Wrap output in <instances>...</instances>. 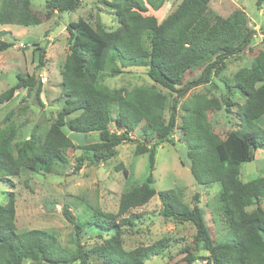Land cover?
I'll use <instances>...</instances> for the list:
<instances>
[{"label": "trees", "instance_id": "obj_1", "mask_svg": "<svg viewBox=\"0 0 264 264\" xmlns=\"http://www.w3.org/2000/svg\"><path fill=\"white\" fill-rule=\"evenodd\" d=\"M210 1L182 0L168 17L158 22L146 13L165 0H111L104 3L116 18V29L108 31L99 22L93 27L84 19L67 25L69 53L60 72V98L64 107L42 136H35L36 130L18 144L14 142L17 128L11 115L6 116L0 128V181L13 185L10 179L18 177L23 170L50 173L54 165L65 164L64 150L72 147L77 137L83 150L79 161L106 163L118 156L119 145L132 141L130 134L137 128L145 132L151 127L156 129L154 144L150 148L144 144L136 147L137 153H148L149 174L143 184L132 186L120 195L116 213L98 210L75 218L67 209L63 210L76 237L83 229L100 233L102 244L87 250L78 242L75 249L61 246L55 236L44 230L17 232L14 197L9 192L6 203L0 205V264H87L92 258L101 260L102 264H143L162 250L165 241L125 250L120 229L131 227L140 217L124 215L144 207L154 196L161 204V216L190 222L195 228V241L207 252L201 256L185 248L186 264L198 261L264 264V212L260 208L246 210L264 200V176L245 183L238 177L241 163L252 161L257 149L264 152V52L257 54L250 67L240 69L232 81H225L228 89L240 94L241 103L192 95L181 104L179 125L177 122V100L192 88L209 83L228 58L249 46L255 34L248 29L243 13L237 11L231 18L213 15L208 9ZM79 6L80 0H45L46 12L42 16L32 9L30 0H0V25L35 26L54 12H74ZM3 34L1 31L0 36ZM11 46L12 43L0 39V53ZM44 53L45 48L39 46L33 51L36 66L43 64ZM117 63L121 67L146 68L153 84L129 90L110 89L104 81L121 72ZM204 63L199 76L183 82L186 72ZM16 79L13 86L0 94V104L12 100L20 89L31 92L36 87V74L17 75ZM159 87L175 93L171 104ZM40 92L37 86L38 100ZM76 110L80 115L71 137L65 130L64 117ZM220 111L233 115L236 126L223 138L214 131L209 118ZM110 125L118 132H112ZM175 128L186 147L189 171L196 184L220 185L216 197L218 217L213 214L211 217L214 223H221L222 219L223 234L212 235L198 207L197 195L190 206L183 202L180 189L157 192L152 187L155 147L172 142ZM89 133H98L99 141L85 143L83 137ZM80 168L77 164L74 170ZM123 173L126 175L125 170Z\"/></svg>", "mask_w": 264, "mask_h": 264}, {"label": "rangeland", "instance_id": "obj_2", "mask_svg": "<svg viewBox=\"0 0 264 264\" xmlns=\"http://www.w3.org/2000/svg\"><path fill=\"white\" fill-rule=\"evenodd\" d=\"M111 0H80L79 8L74 12L52 13L49 19L39 25L23 27L17 25H0V32L4 34L0 39L13 46L0 53V94L17 82V75H37L36 87H40L39 100L36 97V87L27 92L20 89L15 92L9 102L0 104V128L5 124L6 116L11 115L12 123L17 128L15 143H21L35 134L42 136L57 119L63 109L60 98L61 69L69 53V33L66 28L70 22L78 19L86 20L95 27L101 23L108 31L118 27L113 13L104 2ZM182 0H165L158 8H149L146 15L154 16L158 22L168 17ZM32 9L44 16L46 12L45 0H30ZM213 15L231 18L237 11L246 16V25L255 34L249 46L240 54L228 58L224 68L214 74L209 83L194 87L184 97L177 100V122L180 123L181 104L192 95L201 94L208 98L229 99L231 102H242V97L233 89H228L226 82L242 68L250 67L258 53L264 52V2L263 0H211L208 5ZM44 47L43 64L36 66L33 60L35 48ZM213 60V58H212ZM120 73L105 78V85L110 89H131L138 86H150L153 82L147 76L144 67H121ZM206 63L186 72L183 82H189L199 76ZM226 81V82H225ZM167 94L170 104L175 93ZM169 104V105H170ZM80 111L68 113L64 117L66 132L71 136ZM233 115L220 111L210 114L209 118L214 131L222 138L225 133L236 126ZM166 119L168 112H165ZM177 125V127H178ZM110 130L118 132L113 125ZM74 136H77L74 135ZM80 136V135H78ZM72 137V136H71ZM81 137H79L80 139ZM131 142H125L117 147L118 156L106 163L92 164L80 160L81 139L73 140V146L64 150L66 162L62 166L54 165L47 174L34 173L23 170L16 178H11L13 185L0 181V205L6 203L9 192L13 193L15 206V229L17 232L31 229L44 230L56 237L61 246L75 249L77 242L85 250L102 244L94 229H83L76 237L73 225L64 218L63 210L67 209L75 218L88 215L94 211L116 213L120 195L128 188L141 185L149 174L148 153H137V145L144 144L150 148L156 138V129L148 128L143 132L137 128L130 134ZM172 142L155 147L154 169L152 171V187L158 192L167 189H180L183 202L192 206L194 196H198V207L201 209L204 221L212 235L223 234L224 227L218 221L213 222L212 214L218 217V203L216 197L220 190L218 183L208 186L196 184L189 171L186 147L180 139L177 128L171 135ZM87 144L99 141L98 133H89L83 137ZM254 159L244 162L239 167V180L248 182L264 176V152L262 149L254 151ZM77 164L81 168L74 170ZM126 171L124 175L123 171ZM260 208L264 212V200L247 207L248 212ZM161 204L154 196L144 207L132 209L128 214H139L131 227L120 229V241L123 249L131 250L139 246H150L165 241L162 250L145 260L143 264H186L184 249L189 248L196 255L206 256L203 245L195 241V228L190 222H178L161 216ZM104 235H107L104 233ZM107 238V237H105ZM28 264V263H25ZM87 264H102L101 260L90 259ZM193 264H206L195 262Z\"/></svg>", "mask_w": 264, "mask_h": 264}, {"label": "water", "instance_id": "obj_3", "mask_svg": "<svg viewBox=\"0 0 264 264\" xmlns=\"http://www.w3.org/2000/svg\"><path fill=\"white\" fill-rule=\"evenodd\" d=\"M37 76V75H36Z\"/></svg>", "mask_w": 264, "mask_h": 264}]
</instances>
